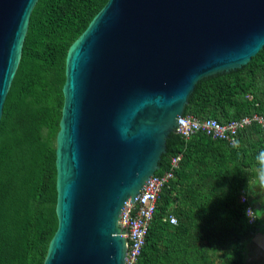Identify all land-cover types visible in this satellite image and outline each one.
Wrapping results in <instances>:
<instances>
[{
	"label": "water",
	"instance_id": "1",
	"mask_svg": "<svg viewBox=\"0 0 264 264\" xmlns=\"http://www.w3.org/2000/svg\"><path fill=\"white\" fill-rule=\"evenodd\" d=\"M37 0H0V119ZM264 47V0H108L70 46L43 264H124L119 227L195 86Z\"/></svg>",
	"mask_w": 264,
	"mask_h": 264
},
{
	"label": "trees",
	"instance_id": "2",
	"mask_svg": "<svg viewBox=\"0 0 264 264\" xmlns=\"http://www.w3.org/2000/svg\"><path fill=\"white\" fill-rule=\"evenodd\" d=\"M107 1L37 0L31 11L0 119V264L44 263L58 226L56 138L66 56ZM253 115L264 116V47L240 69L201 80L183 113L220 124ZM166 146L157 175L181 159L137 264H246V242L257 227L256 217L249 223L245 215L253 206L247 195L261 167L264 126L242 129L234 146L199 133L188 140L173 133Z\"/></svg>",
	"mask_w": 264,
	"mask_h": 264
},
{
	"label": "built area",
	"instance_id": "3",
	"mask_svg": "<svg viewBox=\"0 0 264 264\" xmlns=\"http://www.w3.org/2000/svg\"><path fill=\"white\" fill-rule=\"evenodd\" d=\"M264 126V116L253 115L244 117L227 124H220L213 119L197 120L191 116H182L178 119L175 134L184 140L190 139L195 134H204L213 140H221L234 146L239 131L252 125ZM181 156L171 159L170 169L161 175L156 173L150 177L133 203L128 201L122 210L119 227L125 239L126 255L124 264H137L145 246L146 236L153 216L157 209V203L163 187L174 177V170L178 167ZM246 201L244 193L241 194V202ZM252 208L248 206L247 209ZM255 221L254 213H249ZM170 224L177 223L173 216L168 218Z\"/></svg>",
	"mask_w": 264,
	"mask_h": 264
},
{
	"label": "crops",
	"instance_id": "4",
	"mask_svg": "<svg viewBox=\"0 0 264 264\" xmlns=\"http://www.w3.org/2000/svg\"><path fill=\"white\" fill-rule=\"evenodd\" d=\"M258 171L251 181V195L247 198L252 202V209H261L255 213L257 227L246 242V264H264V185L258 182Z\"/></svg>",
	"mask_w": 264,
	"mask_h": 264
},
{
	"label": "clouds",
	"instance_id": "5",
	"mask_svg": "<svg viewBox=\"0 0 264 264\" xmlns=\"http://www.w3.org/2000/svg\"><path fill=\"white\" fill-rule=\"evenodd\" d=\"M261 167L259 169V172H258V182L261 184V185H264V151L260 152L259 156L257 157ZM225 191H227V189H225ZM258 211H261V209H252V208H249V209H246V212H245V215L246 217L249 218L250 221H253L250 216H249V213H256Z\"/></svg>",
	"mask_w": 264,
	"mask_h": 264
}]
</instances>
